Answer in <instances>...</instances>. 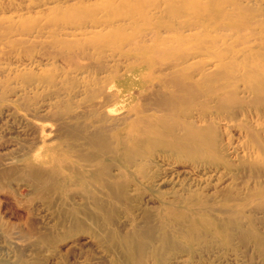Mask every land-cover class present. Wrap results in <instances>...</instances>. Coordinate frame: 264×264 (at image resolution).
<instances>
[{
    "label": "rangeland",
    "instance_id": "obj_1",
    "mask_svg": "<svg viewBox=\"0 0 264 264\" xmlns=\"http://www.w3.org/2000/svg\"><path fill=\"white\" fill-rule=\"evenodd\" d=\"M153 1L162 0H0V30L11 26L25 42L0 43V264H264L256 243L238 236L251 224L264 234L263 208L251 203L236 214L224 204H185L171 184L151 182L161 151L154 164L144 158L127 164L123 148L114 147L109 127L114 121L123 126L129 113L90 107L99 99L92 97L100 88L95 81L124 73L137 55L132 44L112 43L119 33L146 28L139 13ZM244 2L264 8V0ZM96 36L108 40L104 53L87 46L75 66L49 45L65 37L90 43ZM136 92L134 102L151 97ZM76 121L81 136L74 138L69 134ZM101 129L107 150L86 142L89 132ZM183 165V181H216L214 171ZM30 168L42 185L29 176ZM236 182L243 195L253 190L247 174ZM205 191L203 198L220 200Z\"/></svg>",
    "mask_w": 264,
    "mask_h": 264
},
{
    "label": "bare ground",
    "instance_id": "obj_2",
    "mask_svg": "<svg viewBox=\"0 0 264 264\" xmlns=\"http://www.w3.org/2000/svg\"><path fill=\"white\" fill-rule=\"evenodd\" d=\"M244 1H153L139 13L146 28L119 33L118 43H112L116 48L132 44L137 55L124 73L117 74V70L107 79L95 81L100 88L92 97L99 99L90 103L92 109H124L129 113L123 126L114 121L116 124L109 127L114 147L123 148L127 164L138 158L154 164L156 153L162 152V161L155 163L160 168L151 178L153 185L171 184L185 204L202 208L224 204L236 214L251 203L264 209V8L252 10ZM138 19L130 14V22ZM12 32L11 26L0 30V43L12 47L25 43ZM105 39L96 36L85 43L65 37L49 45L57 47L56 54L75 66L87 46L93 45L98 55L103 54L108 45ZM135 92L151 97L143 103L134 102ZM111 100L125 102L120 107L108 106ZM77 125V121L71 124V137L81 136ZM104 132H89L86 142L109 149ZM179 164L188 167L186 171H214L216 181L205 179L203 184L194 177L183 181ZM25 165L31 167V162ZM237 174L253 178V190L243 195ZM29 176L42 185L34 169H29ZM204 190L220 200L203 198ZM172 201H177L176 197ZM238 236L242 242L254 241L264 253V234L254 224L241 228Z\"/></svg>",
    "mask_w": 264,
    "mask_h": 264
}]
</instances>
